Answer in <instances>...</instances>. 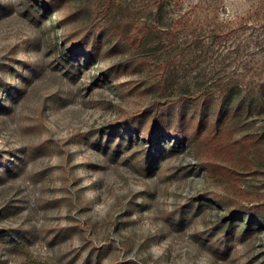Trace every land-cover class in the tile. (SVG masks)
Returning <instances> with one entry per match:
<instances>
[{
  "label": "rangeland",
  "instance_id": "obj_1",
  "mask_svg": "<svg viewBox=\"0 0 264 264\" xmlns=\"http://www.w3.org/2000/svg\"><path fill=\"white\" fill-rule=\"evenodd\" d=\"M48 1L0 0V264H264V223L242 232L235 220L227 234L222 221L264 203V148L231 145L264 129V114L148 141L122 124L156 100L140 56L116 35L82 45L93 1ZM181 3L202 28L264 18V0ZM234 41L224 65L264 77V57Z\"/></svg>",
  "mask_w": 264,
  "mask_h": 264
},
{
  "label": "trees",
  "instance_id": "obj_2",
  "mask_svg": "<svg viewBox=\"0 0 264 264\" xmlns=\"http://www.w3.org/2000/svg\"><path fill=\"white\" fill-rule=\"evenodd\" d=\"M90 1L94 2L96 11L82 45L88 41L90 49L98 50L105 40L116 35L128 47L132 46L136 56H140L135 65L147 71V92L156 97L153 108L123 120L125 128L135 133L142 130L141 136L154 142L164 137L158 129L170 127L171 137L182 140L191 124H195L198 136L201 131L216 135L254 125L264 114V77L234 74L229 69L231 65H224V46L230 38L235 40L237 52L246 46L253 54L264 57L261 13L248 11V19L243 18L236 25L216 21L213 26L202 28L196 25L191 13L177 10L181 0ZM61 2L48 1L50 5ZM131 5L135 8L131 9ZM242 32L249 35L243 42L239 36ZM205 62L208 66H203ZM145 124L150 130L143 131ZM238 143L249 151L260 152L264 148V129L231 141V145ZM216 198L225 201L222 196ZM242 218L247 222L241 221ZM235 220L243 222L242 232L264 223V203L236 205L222 218L227 234H233Z\"/></svg>",
  "mask_w": 264,
  "mask_h": 264
}]
</instances>
